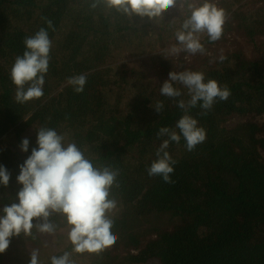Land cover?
<instances>
[{
	"label": "trees",
	"instance_id": "1",
	"mask_svg": "<svg viewBox=\"0 0 264 264\" xmlns=\"http://www.w3.org/2000/svg\"><path fill=\"white\" fill-rule=\"evenodd\" d=\"M211 2L226 12L222 37L209 42L202 34L205 54L168 56L187 15L178 6L157 23L93 9V0H0V165L10 173L8 185L0 184V215L19 203L20 165L47 126L120 170L111 189L117 240L98 253H73L77 264H264V0ZM41 27L52 41L44 95L21 104L10 71L24 38ZM184 70L205 73L231 94L211 110H189L206 139L192 151L182 136L170 142L177 163L173 182H165L147 171L167 139L157 133L185 113L160 87L170 72ZM78 74L87 77L82 93L67 82ZM157 101L165 105L160 114ZM52 220L55 234L33 229L35 239L11 237L0 253L5 264H29L34 248L40 264L71 251L65 219Z\"/></svg>",
	"mask_w": 264,
	"mask_h": 264
},
{
	"label": "clouds",
	"instance_id": "2",
	"mask_svg": "<svg viewBox=\"0 0 264 264\" xmlns=\"http://www.w3.org/2000/svg\"><path fill=\"white\" fill-rule=\"evenodd\" d=\"M100 5L114 9L130 20L139 16L157 23L167 10L178 6L180 12L187 15L175 33L176 43L166 49L168 56L181 52L205 54L202 34L207 35L209 42L218 41L226 21L225 10L211 0H93L91 7L95 9ZM47 23L51 28L52 22L49 20ZM23 43L25 51L15 58L10 71L16 86L15 99L21 104L44 95L45 74L49 71L52 48L49 32L43 27L34 35L26 36ZM225 58L223 55L219 57L221 61ZM86 80L84 74H78L69 77L67 82L76 93H82ZM174 83L187 90V100L181 98L183 93L174 87ZM160 94L176 99L177 106L185 114L174 128L159 129L157 138L167 139L156 150V159L147 171L149 176H160L165 182H173L170 174L177 161L168 151L170 142L179 143L182 136L187 150L192 151L206 139L205 129L198 126L197 119L189 114V110L198 105L211 110L217 100L226 101L231 93L227 85L221 86L215 79L205 81V73L201 71L184 70L170 72L160 87ZM164 107L163 101H157L153 108L160 114ZM37 145L38 148H33L31 155L20 165L17 176L18 183L22 185L18 192L19 203L5 206L0 215V253L9 248L11 237L21 233L33 239V229L37 233L55 234L58 226L52 220L54 215L65 219L69 228L68 239L73 247L71 251L53 255L51 264H77L73 253H98L112 246L117 240L112 231L115 224L112 213L117 201L112 197L111 189L116 184L119 168L100 162L88 147L74 141L67 142L65 134L51 127L38 129ZM21 147L24 152L28 151L27 138ZM9 180L10 173L0 165V184L7 186ZM29 264H40L38 248L32 249Z\"/></svg>",
	"mask_w": 264,
	"mask_h": 264
},
{
	"label": "rangeland",
	"instance_id": "3",
	"mask_svg": "<svg viewBox=\"0 0 264 264\" xmlns=\"http://www.w3.org/2000/svg\"><path fill=\"white\" fill-rule=\"evenodd\" d=\"M246 50L250 53L251 48L249 46H245ZM132 62V61H130ZM6 252V251H5ZM6 260L0 257V264H5Z\"/></svg>",
	"mask_w": 264,
	"mask_h": 264
}]
</instances>
